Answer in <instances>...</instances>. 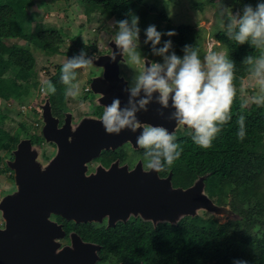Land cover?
<instances>
[{"label":"trees","instance_id":"obj_1","mask_svg":"<svg viewBox=\"0 0 264 264\" xmlns=\"http://www.w3.org/2000/svg\"><path fill=\"white\" fill-rule=\"evenodd\" d=\"M36 1L39 0H6L0 6V174L12 173L5 160L13 159V151L21 140L30 139L33 144H39L40 137L42 139L38 132L40 125H36L39 122L38 113L29 111L27 107L31 104L26 102V96L30 94L27 86L36 74L31 47L40 48L50 56L49 61L55 55L72 59L79 56L81 51L87 59V50L97 49L96 46L83 44L80 34H76L71 37L73 48L63 51L65 30L43 29L39 26L40 22L33 25L37 20L36 14H30L28 8ZM55 1H64L69 8L75 7L88 22L106 23L113 19L117 26L119 20H130L128 13L131 12L139 17V39L145 38L144 32L149 25H155L161 33H177L172 37L162 36L161 45L157 47L171 39L170 52H175L177 56L183 57L185 45L198 50L201 59L205 56L202 29L196 30L192 25H166L167 17L156 14L155 8L145 4L144 0ZM234 1V7L241 8L242 12L245 5L250 4L255 8L259 2ZM64 16L67 18L66 13ZM214 38L222 49L228 51V58L235 63V71L253 80L249 73L250 66L243 61L246 56H258L259 53L250 44L238 45L228 37L227 31H217ZM11 40H24L26 44L11 43ZM141 47L147 57L157 61L162 59L153 54L151 43ZM62 65H58L55 73L43 84L46 90L51 81L56 87L55 94L43 93L45 97L39 98L41 102L49 98L55 114L65 110L70 103L69 99H65L66 86L60 82ZM32 85L37 88L35 84ZM15 101H19L16 110L11 107ZM14 111L22 119L17 124L18 130L11 133L7 120ZM231 111V121L224 125L208 149L195 145L191 132H175L176 143L181 145L183 152L171 168L159 172V175L165 177L172 174L175 188H188L198 178L205 176L208 196L216 204L230 207L234 218L226 216L222 222L215 215L202 213L195 217H184L176 224L163 222L155 225L141 217L131 216L126 222L118 221L108 229L103 225L100 228L98 223L56 219L63 223L67 235L76 232L83 241L101 246L99 264H234L235 261L264 264V106L244 108L234 99ZM31 114L36 115L33 118ZM240 115L245 117L246 135L242 141L237 137ZM111 155L114 159H121L122 163L127 161L117 151Z\"/></svg>","mask_w":264,"mask_h":264},{"label":"water","instance_id":"obj_2","mask_svg":"<svg viewBox=\"0 0 264 264\" xmlns=\"http://www.w3.org/2000/svg\"><path fill=\"white\" fill-rule=\"evenodd\" d=\"M111 46L114 54L115 45ZM113 54L100 57L103 64L96 65L105 69L104 77H95L91 83L97 105L103 108L114 98L123 107L128 99L129 86L119 75V61L124 57ZM41 109L42 136L56 149L44 160L42 149L30 139H23L13 151L14 158L7 161L14 172L16 191L5 194L0 202L4 220V227H0V264H96L101 246L84 242L72 233L71 245L62 247L58 240L65 237V231L50 219L52 214L76 223L107 217L109 226H115L117 221L126 222L131 216L156 225L176 224L199 211L229 213L228 207L216 205L203 194L205 176L189 188H175L172 174L161 177L157 172L144 171L140 163L129 171L128 165L121 166L119 160L109 169L99 166L96 173L87 175V167L103 151H114L127 143L139 149V132L124 130L119 135H109L96 116H86L73 126L68 115L59 127L49 99ZM172 112L171 107L161 109L153 99L148 111L138 113V118L175 133V121L169 119Z\"/></svg>","mask_w":264,"mask_h":264},{"label":"clouds","instance_id":"obj_3","mask_svg":"<svg viewBox=\"0 0 264 264\" xmlns=\"http://www.w3.org/2000/svg\"><path fill=\"white\" fill-rule=\"evenodd\" d=\"M128 15L130 20L122 19L116 22L118 31L113 38L115 45L113 56H127L128 62L131 65L140 66V70L138 75L134 77L132 85L126 89L128 93L126 105L122 107L121 101L114 98L110 104L104 106L100 121L105 132L109 135H119L124 130L132 133L139 132L136 137V144L139 149L143 150L145 170L159 173L171 168L174 162L180 158L183 149L180 144L176 143L174 131L169 132L168 128L162 125L142 123L138 118V113L147 112L148 106L155 99L161 109H168L169 107L174 109L169 119L175 121L176 128L186 127L191 132V139L195 145L202 149L210 148L224 125L232 119L231 110L236 95L233 83L235 63L228 58L226 53L215 51L205 55L201 60L198 50L191 45H185L184 55L181 58L175 52H170L172 48L171 39L164 41L161 47H157L161 45L162 36L172 37L177 33L175 31L161 33L155 25H149L144 32L146 37L144 42L145 44L151 43L153 54L161 57L163 62L146 64V58H142L140 52L137 51L140 35L139 17L131 12ZM229 16L230 20L226 26L228 37L238 45L250 44L259 53L258 56H246L243 63L250 66V76L259 86L260 95H253L252 103L257 106H264V0H259L255 8L250 4L245 5L242 14L237 13L232 16L229 11ZM90 50L98 53V48ZM85 55L81 51L79 56L67 60L61 66L60 82L67 86L66 97L78 99L93 94L92 79L104 77V68H102V76L92 75L91 66L97 65L93 62L94 57L86 59ZM107 55L110 54H101L99 57ZM122 61H119L120 69H122ZM89 67L93 77L89 78L86 83V79L82 81L81 87L78 84H73L72 82L77 77L76 70ZM44 72L46 73V70ZM54 73L55 71L52 72V74ZM119 75L120 78H124L122 70L119 71ZM41 91L38 93L39 96L54 95L56 87L49 81L47 89L45 90L42 85ZM96 99L97 96L93 97L87 103L88 106L93 103L97 104ZM45 101L39 103L42 116L37 115L39 122L36 123V125H40L41 136L44 125L41 106L45 104ZM33 106L31 103L27 107L29 111L34 110ZM244 106L246 105H242V107ZM87 113L90 112H84L81 119L86 116H96ZM158 114L162 116L163 112L160 111ZM35 115L31 114L33 118ZM70 115L72 125H77L81 119L73 124V114L70 113ZM53 116L57 118L54 112ZM237 123L239 125L237 137L242 141L246 135L245 117L240 115ZM59 127H61L60 124ZM42 138L44 139L43 136ZM45 143L47 142L45 141ZM45 143L32 144L41 147ZM51 144L53 143H47L48 146ZM51 156H46V158L49 159ZM12 173L14 182V172L12 171ZM70 234L72 232L67 235L65 231V237L61 239L69 241L67 246L71 245ZM100 261L99 256L96 264ZM234 264H247V261H235Z\"/></svg>","mask_w":264,"mask_h":264},{"label":"rangeland","instance_id":"obj_4","mask_svg":"<svg viewBox=\"0 0 264 264\" xmlns=\"http://www.w3.org/2000/svg\"><path fill=\"white\" fill-rule=\"evenodd\" d=\"M5 3L6 0H0V6L4 5ZM144 3L153 6L157 11L156 14L165 15L168 19V22L165 23L166 25L175 27L179 25H192L196 30L202 29L204 31L203 35L205 37V39L203 40V48L206 50L205 55H208L213 51L228 54L227 50H225L224 48L222 49V47H220V43L214 38V34L219 30L227 31L226 26L230 20L229 11L231 12L232 16H235L237 13L242 14L241 8L234 7V0H144ZM28 9L30 14H36L37 20L33 25H38L36 23L40 22L39 26H41L43 29H45L46 27H51L54 29L57 28L65 30L63 34V38L65 39V42L62 45L63 51L73 48L71 37L72 35L80 34L79 38L83 44L88 45L89 47H91V45L96 46L98 48V53L91 52V48L87 50L89 58L94 57V63L102 65L103 63L102 61H100L101 58L99 57V55L113 54L111 44L114 45L113 38L118 31V27L113 22V19L107 20L106 23H102L99 21L88 22L85 15H80L75 7L69 8L64 1L39 0L33 3V5L30 6ZM65 13L67 15V18L64 16ZM95 16H98V14H95ZM145 39L146 37L138 40L137 51L140 52L141 57L146 58V64H150L152 62L162 63V59H159V61H157L156 59H153L152 57H147L145 55L143 48L141 47L145 44ZM11 43H17L20 45L26 44L24 40H11ZM214 47H220V49H213ZM31 48L35 58L36 74L35 79H33L30 82L29 86H27V91H29L30 94L26 96V102L29 104L32 103V105H34L35 113L40 114L39 116L41 117L42 113L39 108V103H41V99L44 98L45 95H41V99H39V89L41 91L43 83L53 75L52 72L55 71V68L58 67V65L63 64L70 59H68V57L55 55L51 56V60L49 61L50 56L44 54L40 48H36L34 46ZM123 57L124 59L122 61V75L124 77L123 79L129 85L130 82L131 84L133 83L134 77L138 75L140 66L131 65L128 62L127 56ZM44 70H46V73L44 72ZM91 70L93 72L92 75L95 74L99 76L103 72L102 68L98 66H91ZM76 73V80H74L72 83L78 84L79 87H81V85L83 84L82 81L86 79V83L88 78L91 77L90 67L87 69H77ZM37 79L38 82L36 81ZM233 83L236 89L235 99L239 102L241 107L242 105H246L244 106V108H251L252 105H256L252 103V96L260 95V93L259 86L255 83L254 80H250L245 75L241 74L238 71H235ZM32 84H35L37 88ZM66 90L67 86L65 87V91ZM95 96L96 95L94 94H88L78 99L65 96L66 100H70V103L67 105V107L71 109V113L73 114L72 118L74 117L75 120L81 119L83 113L87 111L93 114L102 111L103 108L95 103L89 106L87 104ZM18 104L19 101L12 102L11 107L16 110ZM16 114L17 113L15 111L11 112V117L7 120V125L11 133L16 132L18 130L17 124L22 119V117ZM39 130L40 131L38 132L40 134L41 128H39ZM177 131L190 132L186 127L176 128L175 132ZM39 143H45L44 139H41L40 137ZM40 148L43 151L42 159L47 160L46 156L50 153L51 147H49L47 143H45V145H42ZM133 149L129 148V146H124L123 148L118 149L117 152L120 155L124 156V160L132 162L137 158V156H141V151H138L139 149ZM9 160L11 159L7 158L5 162ZM12 175L13 173L9 171L0 174V202L5 194H11L16 191L13 179L11 178ZM203 194L208 196L205 189L203 191ZM209 199L213 201V199H211L210 197ZM218 206L228 207L225 205ZM228 208L230 209V207ZM202 213H206L208 216L215 215L222 222L226 220V216L234 218V214L231 212V210L227 215H216L204 211H199L197 215H200ZM99 222L100 221H96L95 223ZM0 227H4V220L2 218L1 212ZM60 243L62 244V247L68 245L65 239L61 240Z\"/></svg>","mask_w":264,"mask_h":264},{"label":"flooded vegetation","instance_id":"obj_5","mask_svg":"<svg viewBox=\"0 0 264 264\" xmlns=\"http://www.w3.org/2000/svg\"><path fill=\"white\" fill-rule=\"evenodd\" d=\"M121 70L122 69H120V72H121ZM99 76H102V74H100ZM93 76L91 75V77L90 78H92ZM89 79V78H88ZM126 79H129V78H126ZM132 84H131V82H130V84L128 85V86H131ZM102 109V108H101ZM103 111H104V108L102 109V111H99L98 113H96V114H91V115H96L97 117H101L102 116V114H103ZM70 113H71V109H68V108H66L65 110H62V111H58V113L57 114H55L56 116H57V118L59 119V124H60V126L62 127L63 125H64V123H65V121H66V117L68 116V115H70ZM87 114H90V113H87ZM78 120L79 119H77V120H75V118L73 117V124H76L77 122H78ZM36 145H38L37 143H36ZM50 147H51V150H50V153L47 155V156H51L54 152H55V149H56V147L53 145V144H51V145H49ZM124 146H129V148H132L133 149V146H132V144H130V143H127V144H125V145H123V146H121V147H119L118 149H120V148H123ZM117 149V150H118ZM117 150H115V151H112V150H106V151H103L102 153H101V155H100V157L99 158H97V159H95V160H93L90 164H89V167H87V172H86V174L87 175H91V174H93V173H96V171L98 170V168H99V166H102L103 168H105V169H109L110 168V166L112 165V163H114V162H116L117 160H119L120 161V165H128V169H129V171L130 170H133L134 168H136V165L137 164H141L142 165V168H143V170L145 171V167H144V160H143V151H142V149H139L138 151H141V156H137V158L134 160V161H132V162H128V161H126V162H124V163H122V161H121V159H119V158H113V155H111V153H115ZM134 150V149H133ZM57 217H59V218H62L61 216H58V215H51L50 216V219L52 220V221H55V222H57L58 223V225H62L63 226V228H64V225H63V223H61V222H59L56 218ZM64 219V218H63ZM91 223H95V222H91ZM116 223H118V221L116 222ZM98 224H100V228H102V225L106 228V229H108L109 228V225H108V218L107 217H103V219H102V221H100ZM116 225V224H115ZM111 227H113V226H111ZM64 230H65V228H64ZM73 233V232H72ZM67 242V244L69 243V241H66ZM100 263V262H99ZM99 263H97V264H99ZM105 264H110V263H108V262H106ZM120 264H123V263H120Z\"/></svg>","mask_w":264,"mask_h":264},{"label":"built area","instance_id":"obj_6","mask_svg":"<svg viewBox=\"0 0 264 264\" xmlns=\"http://www.w3.org/2000/svg\"><path fill=\"white\" fill-rule=\"evenodd\" d=\"M87 90H89V89L87 88Z\"/></svg>","mask_w":264,"mask_h":264}]
</instances>
